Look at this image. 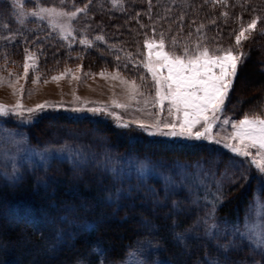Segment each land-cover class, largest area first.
I'll use <instances>...</instances> for the list:
<instances>
[{
	"label": "trees",
	"instance_id": "1",
	"mask_svg": "<svg viewBox=\"0 0 264 264\" xmlns=\"http://www.w3.org/2000/svg\"><path fill=\"white\" fill-rule=\"evenodd\" d=\"M85 4L87 11L72 22L74 43L41 24L15 31V55L0 61L20 73L25 52L33 49L40 78L80 66L88 74L116 69L139 80L140 75L147 77L137 66L146 38L160 40L163 33L168 51L176 38L178 54L184 45L191 49L198 42L210 49L231 46L245 58L226 109L237 118L246 113L264 116V0L215 5L212 0H119L116 5L113 0H38L26 1L22 8L54 6L70 12ZM254 16L261 17L257 30L236 49L240 24L246 26ZM27 24L35 22L29 19ZM200 25L204 28L198 32ZM81 39L91 45L80 44ZM22 128L36 146L68 145L78 151L71 158L55 157L45 166L26 169L15 181L0 177V264H114L142 240L153 247L150 255L166 264H264V255L236 235L255 178L248 182L245 175L235 177L220 205L207 214L190 190L156 173L177 162L209 160L214 153L225 158V152L201 141L151 138L89 116L44 114ZM140 165L155 173L137 174Z\"/></svg>",
	"mask_w": 264,
	"mask_h": 264
},
{
	"label": "rangeland",
	"instance_id": "2",
	"mask_svg": "<svg viewBox=\"0 0 264 264\" xmlns=\"http://www.w3.org/2000/svg\"><path fill=\"white\" fill-rule=\"evenodd\" d=\"M26 1L38 0H0V59L3 58L4 60H8L14 57L15 48L13 44L15 43V31L19 30V32H26L28 30L27 28L35 30L39 28L41 24L64 41L70 42L72 40V43H74L76 38L73 36L72 22L75 18L69 20L67 17H56L50 22L46 14L43 19L27 15V13L36 11L40 7L45 6L38 5L35 9H24L21 5ZM51 7L54 6H50L49 8ZM21 19L23 23L20 22ZM29 19L34 21L35 25L27 24ZM69 24L71 26L70 28L68 27ZM149 41L158 43L159 39H151ZM165 51H168L166 47ZM146 52L147 49L145 48L144 53ZM28 53L32 54L36 67H38V52L33 49H28L25 52V56ZM28 62L31 64L32 60ZM43 64L41 65L43 66ZM46 64H48V62ZM36 67L34 71H29L27 80H25L23 68L20 73H17L13 66L6 67L3 62L0 61V78H3L0 80V104L14 105L19 99L25 108L34 107L44 102H49L51 105L42 112L32 114L31 119H29L28 113H25L23 118L11 114L8 117H0V177L5 180L15 181L14 175H21L26 169L45 166L55 157L71 158L77 153V149L75 150L68 145L47 148L36 146L28 140L22 127L30 125L34 120L44 114H66L72 117L89 116L108 120L117 127H121L119 126L121 122H126L129 124L130 128L141 131L151 138L168 139L183 143L200 142L182 138L165 137L162 135H150L132 123L134 120H140L147 125H151L154 122V118L149 117L146 113L149 111L153 113L159 111L157 108H153L151 103L147 107H145L143 103L146 97L151 99V97L155 95L154 90L150 87V74H147L146 77L149 86L142 87L137 92L132 93V85L130 82L135 80L137 84H140V80L128 78L116 69L104 71L105 74L101 76V71L88 74L83 71L80 66H77L74 69L67 68L70 69L67 73H65L64 69L47 78H40L38 82L33 83V78L35 76L40 77L39 72L36 71ZM144 71L146 72L145 69ZM9 73L13 75L10 77ZM62 73H64V75L61 76ZM17 76H19V79H17ZM53 76L60 78L53 80ZM21 89L23 91H21ZM140 92H144L145 95H140ZM114 101L119 104H127L128 107L117 108L113 103ZM166 104L167 102H165V106ZM92 108H106L107 111L93 112L89 110ZM140 109H143V111H140ZM111 113H115L116 115L113 116ZM246 114L250 116L257 115L255 113ZM244 115L239 118L234 117V115L226 109L225 104L224 111L221 113V121L224 118L238 121L242 119ZM161 116H167L166 107ZM231 132L232 128L230 125H222L220 122L213 128L214 135L219 133L218 138H223ZM201 142H206L212 149H216L219 152H225L223 154H226L227 157L224 158L222 155H216V153H214L213 157L209 160L177 162L172 165L163 166L162 171H157L156 173L190 190L195 198L203 205L206 213L212 214L215 208L222 202V197L219 192H217L218 185L216 181L222 179L221 173L224 172L225 166L234 161L236 166L228 167L227 169V175L231 180L227 178L223 179V192L228 183L234 180L235 177L245 175L244 177H246V179H244L248 182H250L251 178H255L253 195L248 201V208L244 215L240 231L243 237L253 244L254 237L258 236L261 231H264V219H262V217H264V212L261 210L262 187L260 181L257 179L254 167L249 165L244 157L236 156V154L224 148L222 144L208 141ZM254 152L255 150H253V153ZM217 161H222L218 167L215 163ZM185 165L187 167H184ZM153 172L151 167L145 165L137 167V174L139 173L142 176L152 175ZM152 250L153 247L150 243L142 240L129 256L114 264H166L155 260V257L150 255ZM210 264L230 263L212 261Z\"/></svg>",
	"mask_w": 264,
	"mask_h": 264
},
{
	"label": "snow or ice",
	"instance_id": "3",
	"mask_svg": "<svg viewBox=\"0 0 264 264\" xmlns=\"http://www.w3.org/2000/svg\"><path fill=\"white\" fill-rule=\"evenodd\" d=\"M205 2H208V0H205ZM212 2L214 5L217 3L227 4V0H212ZM117 3H119V0H113L114 5ZM87 9V4L84 7H77L75 11L71 12L64 11L63 8L40 7L36 11L27 13V15L43 19L46 14L50 22H52L56 17H67L71 20L78 13L86 12ZM223 15L227 17L228 13L225 12ZM237 19L241 18L238 17ZM260 21V16H254L246 26L243 23L240 24L239 31L235 35L236 49L240 48L242 41L251 38V34L257 30ZM20 22L23 23V20L21 19ZM210 23L214 24L215 21ZM68 27H71L70 24ZM203 28L204 25H200L197 31L200 32ZM260 32L264 34V29H260ZM96 39L103 40L104 37L97 36ZM80 43L91 45V41L88 40H81ZM143 43L147 52L141 53L143 59L138 62L137 66H142L146 73L150 74V87L155 93L151 99L146 97L143 103L145 107L151 103V106L159 111L146 113L149 117L154 118V122L151 125H147L140 120H134L132 123L150 135L222 144L224 148L236 154V156L244 157L248 164L254 167L257 179L261 183V210L264 212V116L245 114L238 121L230 120L229 118H224L221 121V113L224 111L229 93L232 91L238 75L239 67L244 61L245 53L234 51L231 46L228 48L217 47L210 49L198 42L191 49L188 45H184L182 53L178 54L176 51L178 45L176 38H172L170 42L171 50L165 51L163 33L160 34L158 43L150 42L147 38ZM127 55L131 57L132 54L128 53ZM117 59L119 60V57ZM29 60H32L31 64L28 62ZM22 67L23 76L27 80L29 71H34L36 67L31 53L26 54ZM69 71L70 69H65V73ZM104 74V71H101L100 75L103 76ZM12 75V73H9L10 77ZM59 78L57 76L52 77L53 80ZM2 79L0 78V80ZM17 79H19V76H17ZM39 79V76H35L33 83L38 82ZM139 80L140 84H137L135 80L130 82L132 93L137 92L142 87L149 86V82L144 75H140ZM21 91L23 90L21 89ZM139 94L145 95L144 92ZM165 102H167L166 106ZM113 103L117 108L128 107L127 104H119L115 101ZM50 106L49 102H44L34 107L25 108L21 100L18 99L14 105L0 104V117H8L11 114L23 118L25 113H28L29 119H31L32 114L42 112ZM165 107L167 116L162 117L161 114L165 111ZM89 110L93 112L107 111L106 108H92ZM140 111H143V109H140ZM111 115L115 116L116 114L111 113ZM218 122L222 125H230L232 132L223 138H218L219 133L213 134V128ZM119 126L127 128L129 124L121 122ZM253 150H255L254 153ZM215 163L218 167L222 161ZM235 166L234 161L226 165L224 172L221 173L222 179L216 181L218 185L217 192H219L221 197L224 195L223 179L231 180L227 175V169ZM184 167L187 166L185 165ZM19 178L18 174L14 175V179ZM243 178L246 179V177ZM232 182L234 183L235 181ZM209 235L212 236L214 233H209ZM236 235L243 237V234L239 232ZM249 246L264 255V231L255 236L254 243ZM100 264H103V261Z\"/></svg>",
	"mask_w": 264,
	"mask_h": 264
}]
</instances>
